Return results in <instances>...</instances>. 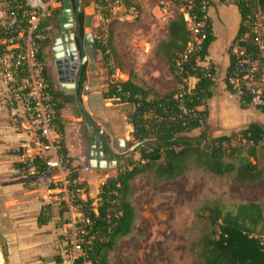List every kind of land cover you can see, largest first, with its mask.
<instances>
[{
  "label": "trees",
  "instance_id": "obj_1",
  "mask_svg": "<svg viewBox=\"0 0 264 264\" xmlns=\"http://www.w3.org/2000/svg\"><path fill=\"white\" fill-rule=\"evenodd\" d=\"M10 12L17 17L19 28L28 26L33 13L40 8L29 7L24 0H5ZM127 1V0H126ZM128 2V1H127ZM264 6V0H258ZM240 26L230 48L243 35L241 21L246 14L245 8L239 7ZM58 13L54 10L51 16L44 14L33 30V36L39 46L38 58L43 62L44 51L50 44L49 28L51 21ZM81 24L84 16H80ZM83 33V31H82ZM110 37L107 45L98 39L94 40V49L100 52L105 61ZM212 41L211 28L207 27V36L203 44L202 60H205L207 49ZM188 42V32L183 18L175 16L167 23V40L157 45V50L171 62V71L175 80L182 86L184 93L182 100H174L175 94L157 95L133 84L130 80L125 82H108L102 96L116 105H121L125 112V121L131 127L130 138L135 141V151L138 160H127L124 167L113 177L105 180L99 187L95 198L88 196L85 185L79 184L86 195L84 213L92 222L91 235L93 238L86 246L84 257L76 260L75 264H107V254L116 246L117 240L131 233L135 219V211L128 201L130 181L136 176L149 173L155 182L175 181L192 168L209 173L216 177L231 176L238 186H248L262 181L264 177V125L251 123L238 131L228 135L209 138L206 134L207 110H198L205 106L211 97L213 85V69L210 66L209 76L202 66L194 64L190 58L185 64V74L181 77L175 75L173 60L182 54ZM248 52L256 55L255 48L248 46ZM264 68V58H262ZM234 71V60L230 55V66L226 78ZM112 73L110 72V76ZM44 77L50 87V92L57 98L52 89L51 82L44 71ZM190 77L197 79L195 87L187 88ZM84 77L81 78V85ZM228 89L235 93L230 87ZM240 107L246 109L249 98L239 94ZM181 107L193 111V115H183ZM59 105L56 106V114ZM264 115V107H256ZM199 131L198 135H192ZM17 153V152H16ZM17 156V154H16ZM19 176L27 181L35 178H23L20 163H16ZM36 178H44L37 176ZM48 184V183H47ZM52 192L53 185H47ZM95 204L94 207L92 205ZM207 209V231L200 238L199 243L191 252L202 264H264V238L260 232L264 229V208L255 203L240 204L232 210H224L220 204L213 203ZM112 215L108 224L104 219ZM117 215V217H113ZM61 216L51 204L42 206L38 216L39 224H47ZM197 249L195 250V248ZM0 253L6 262V252L0 242ZM65 259L55 251L53 264H64Z\"/></svg>",
  "mask_w": 264,
  "mask_h": 264
},
{
  "label": "built area",
  "instance_id": "obj_2",
  "mask_svg": "<svg viewBox=\"0 0 264 264\" xmlns=\"http://www.w3.org/2000/svg\"><path fill=\"white\" fill-rule=\"evenodd\" d=\"M58 0H44L45 8L33 13L26 28L20 29L17 17L10 12L5 0H0V77L7 93V104L20 112L19 130L25 140L17 149L18 163L23 165V178L46 177L53 185L48 191L51 206L61 213L56 217L58 239L55 251L61 255L64 264H75L85 256L86 246L93 238L92 222L84 213L83 191L79 187V172H88L78 158L68 157L63 151L62 134L56 123V99L44 77V64L38 58L39 46L33 30L47 10ZM96 7L112 20H133L138 17V8L126 0H92ZM153 6L161 17L171 20L179 15L185 22L188 42L182 54L173 60L175 75L185 74L184 64L192 58L194 64L202 66L209 76L210 65L202 60V49L209 26V9L213 2L233 6L239 11L244 7L246 14L241 21L243 35L232 46L231 57L234 71L225 83L238 94H245L253 107H264V6L258 0H153ZM253 47L256 55L248 52ZM142 50L150 53V45L144 43ZM181 90L174 100H182ZM183 115H193L181 107ZM95 204L92 205L94 207ZM117 217V215H113ZM112 215L105 221L109 224ZM53 264V263H52Z\"/></svg>",
  "mask_w": 264,
  "mask_h": 264
},
{
  "label": "crops",
  "instance_id": "obj_3",
  "mask_svg": "<svg viewBox=\"0 0 264 264\" xmlns=\"http://www.w3.org/2000/svg\"><path fill=\"white\" fill-rule=\"evenodd\" d=\"M24 1L31 8H45L44 0ZM152 8L154 10L153 5ZM208 15L212 41L207 49L206 63L212 67L214 76L211 97L206 101L205 106L198 108L200 111L207 110L205 129L207 136L216 138L228 135L251 123L264 125V115L253 106L242 109L239 94L232 93L225 83L230 66L229 48L240 26L238 10L233 6L227 7L213 2ZM56 35L58 34L55 32L49 34L50 44L44 51L43 59L51 87L58 94L56 103L59 109L56 114V123L62 134L64 153L68 157L78 158L82 165L88 167V172H79L77 176L79 183L87 187L88 196L95 198L99 187L106 179L115 176L125 166L127 160H138L139 155L135 151L130 157H125L127 150L135 147V141L130 138L131 127L125 121L124 107L104 99L103 90L97 91L99 90L98 81L89 78L90 81L82 83L81 89L85 87L88 89L89 96L100 95L102 98L101 101L94 99L92 104H89L86 100L88 97L81 96L82 105L87 111L88 107H91L95 113H90L93 120L104 133H111L109 138L112 142L123 140L126 145V150L122 154H117L113 161L106 160V153L101 150L104 153V161L107 163L106 167L103 165L96 138L84 124L78 108L70 106L72 98L65 95L57 83L54 59L51 54L52 38ZM149 45L151 50L148 54L151 55L153 46ZM125 81H128L127 77ZM196 83L197 79L194 77L188 78V90L193 89ZM179 85L177 83L180 91ZM157 95L163 96L160 93ZM21 120L20 112L7 104V93L0 77V242L7 255V264H52L58 229L54 220L47 224L38 223L42 206L51 202L47 189L48 182L44 178L24 181L17 172L16 152L25 140L24 134L18 129ZM198 134L199 131L192 133L194 136ZM120 158H124V164L120 162ZM113 162L117 163L116 167ZM263 163L264 161L262 165ZM95 164L100 167L95 168ZM134 179L130 181V192ZM85 198L86 195H83V199Z\"/></svg>",
  "mask_w": 264,
  "mask_h": 264
},
{
  "label": "rangeland",
  "instance_id": "obj_4",
  "mask_svg": "<svg viewBox=\"0 0 264 264\" xmlns=\"http://www.w3.org/2000/svg\"><path fill=\"white\" fill-rule=\"evenodd\" d=\"M60 2L58 0L46 12L51 16L58 10L49 34H60L56 22ZM128 2L137 6L138 17L112 20L92 0H83V16L91 17L90 26L83 29V33H91L94 40L104 45L108 43V36L111 38L106 53L108 60L95 50L98 76L87 75L85 83L89 78L97 80V91L104 92L108 82H123L127 77L151 94L178 93L171 62L157 50V45L167 40L169 20L162 18L155 7L152 10L153 0ZM144 43L152 44L151 55L143 52ZM262 166L264 168V163ZM129 193L128 201L136 213L133 229L108 252L107 264H202L191 249L207 231L206 208L213 203L220 204L224 210L246 203L264 208V177L256 184L238 186L231 176L216 177L195 168L168 183L155 182L152 175L146 173L134 179ZM260 230L258 228L264 238V229L263 233ZM0 262L7 264L1 253Z\"/></svg>",
  "mask_w": 264,
  "mask_h": 264
},
{
  "label": "water",
  "instance_id": "obj_5",
  "mask_svg": "<svg viewBox=\"0 0 264 264\" xmlns=\"http://www.w3.org/2000/svg\"><path fill=\"white\" fill-rule=\"evenodd\" d=\"M60 7L56 19L60 34L54 36L51 42L53 49L51 54L54 59L59 88L65 95L72 98L70 106L78 108L84 124L96 138L102 163L106 167L107 163L104 161V153L101 150L106 153V160L113 161L117 154H122L126 150V145L123 140L112 142L109 138L111 133H104L102 128L96 125L91 116V114H95L91 107H88L87 111L82 105L81 96L88 97L86 100L89 104H92L94 99L101 101L102 98L100 95L89 96L88 89L85 87L81 89L82 77L85 78L83 79L85 82L87 75L98 76L93 35L82 33L83 29L89 28L91 17L85 16L84 23L81 24L80 16L84 11L83 0H61ZM127 151L125 157H130L135 152V148H130ZM124 158H120L122 164H124ZM113 165L116 167L117 163L113 162ZM98 166L100 167V165H94L95 168Z\"/></svg>",
  "mask_w": 264,
  "mask_h": 264
},
{
  "label": "bare ground",
  "instance_id": "obj_6",
  "mask_svg": "<svg viewBox=\"0 0 264 264\" xmlns=\"http://www.w3.org/2000/svg\"><path fill=\"white\" fill-rule=\"evenodd\" d=\"M1 263V262H0Z\"/></svg>",
  "mask_w": 264,
  "mask_h": 264
}]
</instances>
